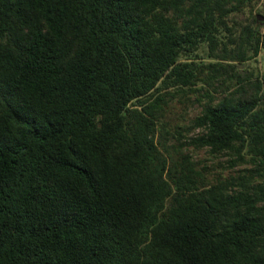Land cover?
<instances>
[{
    "label": "trees",
    "instance_id": "16d2710c",
    "mask_svg": "<svg viewBox=\"0 0 264 264\" xmlns=\"http://www.w3.org/2000/svg\"><path fill=\"white\" fill-rule=\"evenodd\" d=\"M261 9L0 0V264H264V73L232 62L264 51ZM199 81L221 91L190 143L243 165L215 181L160 140Z\"/></svg>",
    "mask_w": 264,
    "mask_h": 264
},
{
    "label": "rangeland",
    "instance_id": "374dc122",
    "mask_svg": "<svg viewBox=\"0 0 264 264\" xmlns=\"http://www.w3.org/2000/svg\"><path fill=\"white\" fill-rule=\"evenodd\" d=\"M260 13L264 14V10L261 9ZM248 12H246V15ZM241 18L244 17L241 13ZM263 17H259L262 20ZM197 53H192V58L198 56L206 57L205 50L197 49ZM226 54V53H224ZM216 55L220 60L231 61L230 56H224L222 58V52L219 49ZM208 60V59H207ZM232 62L236 63V68L242 75H248L254 77L257 74L264 73V51H260L256 56H253L246 60H236ZM199 81L197 85L199 90L194 91L186 90L176 94L168 103L167 113L165 116V124L163 130H161V143L163 148L169 152L172 156L180 158L181 154H188L193 165L199 170L206 180L215 181L216 178L228 176L230 173L235 174L239 172L243 165L230 159V154L227 153H211L206 147H197L190 143L189 138L201 131V127L193 126L192 119L200 111V101L196 95L206 99L203 96L206 88L213 94H218V90L221 91L220 84L217 81L212 86L202 84ZM222 85V89H223Z\"/></svg>",
    "mask_w": 264,
    "mask_h": 264
},
{
    "label": "water",
    "instance_id": "95a60500",
    "mask_svg": "<svg viewBox=\"0 0 264 264\" xmlns=\"http://www.w3.org/2000/svg\"><path fill=\"white\" fill-rule=\"evenodd\" d=\"M259 17H263L262 15H258Z\"/></svg>",
    "mask_w": 264,
    "mask_h": 264
}]
</instances>
